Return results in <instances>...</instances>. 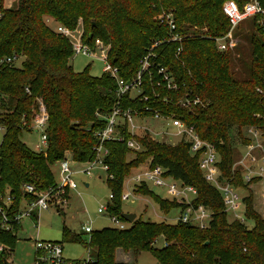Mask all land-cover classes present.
<instances>
[{
    "label": "trees",
    "instance_id": "trees-1",
    "mask_svg": "<svg viewBox=\"0 0 264 264\" xmlns=\"http://www.w3.org/2000/svg\"><path fill=\"white\" fill-rule=\"evenodd\" d=\"M225 1L16 0L14 8L6 10L0 0V59L12 54L23 56L20 67L0 68V126L4 130L0 208L10 224L8 230L0 228V244L15 246L20 225L14 218L21 204L32 200L22 186L32 184L40 191L53 187L55 178L50 168L63 158L77 165L93 161L96 140L92 134L103 126L95 113L109 112L116 100L115 81L108 75L91 76L89 66L81 72L72 69L71 45L45 24L44 17L68 29H75L81 20L89 31L85 41L91 44L100 39L109 48L108 62L121 78L131 79L152 42L168 37V29L158 24L156 16L171 14L174 32L182 42L163 44L154 52L156 61L172 72L179 92L167 93L172 102L156 108L176 110L186 124L193 125L200 139L215 147L223 181H241L240 173L232 170L230 131L254 125L264 138V96L256 92L264 85V25L260 26L255 16L246 22L248 33L236 30L234 38L241 35L247 50L219 52L213 38L223 36L229 28L222 12ZM233 1L242 7L249 0ZM258 2L264 7V0ZM194 96L200 100L197 105L185 108L174 104L178 98ZM39 99L48 115L44 152L32 151L21 141V134L28 131L22 122H29ZM141 105L137 100H124V107ZM122 136V142L105 144L108 156L104 163L112 176L106 180L113 195L108 208L111 215L121 218L123 182L148 162L149 168L160 166L166 170L165 177L193 188L195 196L184 205L161 199L146 186H139L136 194L149 196L162 213L175 207L182 211L188 206H203L210 219L206 228H200L179 221L167 225L135 218L123 231H93L84 243L89 252L93 251L91 264H136L135 257L141 252H149L157 264H264V218L254 209L251 195L243 199L244 218L253 225L248 229L240 221L227 220L220 193L204 180L188 143L182 140L172 146L143 135L137 138L141 152L133 153L126 147L129 136L125 132ZM128 154L134 158L127 160ZM7 197L9 202L4 201ZM61 237L64 243H82L80 234L66 228L61 230ZM158 239L164 242L160 248L155 247ZM129 251L134 260H117L119 254ZM3 253L0 264L7 258Z\"/></svg>",
    "mask_w": 264,
    "mask_h": 264
},
{
    "label": "built area",
    "instance_id": "built-area-1",
    "mask_svg": "<svg viewBox=\"0 0 264 264\" xmlns=\"http://www.w3.org/2000/svg\"><path fill=\"white\" fill-rule=\"evenodd\" d=\"M222 12L228 20L229 28L223 36L213 38L216 49L219 52L233 50L236 43L234 38L236 30L251 18L258 16L257 23L260 26L264 25V7L261 6L258 0H249L242 7L233 0H227L222 5ZM158 24L168 29V37L152 42L146 54L139 60L138 70L131 79L121 78L118 69L108 62V46L99 40L96 41L95 45H90L86 41H80L81 33L78 32V29H68L61 25L56 27L55 33L68 40L73 54L104 61L103 73L115 81L114 96L116 100L109 112L103 113L97 111L95 113V118L103 126L94 130L92 134L96 140V144L93 147L94 159L92 162L80 164L84 165V167L76 169L77 164L73 163L69 158H63L56 162L55 167L57 168L58 179L54 181L53 187L40 191L32 184L22 186L23 193L31 195L32 200L23 202L19 207L18 213L14 218V221L18 225H21V221L24 218H34L37 220L36 213L51 208L56 209L55 212L60 214V207H64L67 203L64 197L65 193L77 190L74 176L78 172L91 176L92 169L99 167L105 174V181L111 179L112 176L108 174V166L104 163L105 158L108 156L105 144L114 141L122 142L124 140L122 136L123 132L129 136L126 141V147L133 153L141 152L142 146L137 138H141L143 135H146L152 141L172 146L182 140L188 143L190 153L193 156H197L198 167L204 180L220 193L226 212L234 209L240 197L232 183L221 179L217 166L219 159L215 147L200 139L193 125L186 124L176 110L168 111L156 108L157 105L169 106L172 99L167 98V93L178 94L179 85L168 67L156 61L157 56L154 50L166 43L182 42V37L174 32L176 25L171 14L159 15ZM180 52L181 47L177 49V54ZM22 62L23 56L12 54L0 59V68H18ZM25 90L26 93H29L27 89ZM256 92L264 96V85L261 88H257ZM125 98L140 101L142 105L138 108L131 106L124 107ZM173 102H175V98ZM199 103V98L194 96L192 99H189V97L178 98L174 104L187 108ZM145 119H151L157 123L162 122L165 129L153 130L149 125L142 123ZM47 122V112L42 101L39 99L37 100L36 109L32 111L29 122H22V126L27 128L28 131L39 133L40 138L37 148L44 147L43 151L39 152H44L47 147ZM0 132H4L1 126ZM175 138H178V140H175ZM247 149L252 151L254 150V146L248 145ZM165 173L166 170L160 166L154 168L147 167L131 175L130 180L133 183V188L141 185L158 188L163 190L177 203L189 205L191 200L186 201V203L184 201L188 193L195 196L194 189L184 185L180 181L165 177ZM247 180H250V178H247ZM132 195L130 191L123 193L121 196L122 202H129ZM9 200L7 197L4 201L9 202ZM112 200L113 195L110 194L107 203L99 206L97 213L101 216L106 215L112 224V228L120 231L128 229L129 223L109 213L108 208ZM0 212L2 214L0 228L8 230L10 227L8 219L1 208ZM209 219L210 212L205 207L198 206L197 208H193L192 206H188L181 211L177 221L183 224L206 228ZM81 232L88 236L92 234L91 219H88L87 223L81 226ZM31 244L34 250L33 264H91V259L88 255L84 259L79 260L66 259L63 257V249L59 243L43 242L36 239L32 240ZM4 250H6V246L0 244V252Z\"/></svg>",
    "mask_w": 264,
    "mask_h": 264
},
{
    "label": "rangeland",
    "instance_id": "rangeland-1",
    "mask_svg": "<svg viewBox=\"0 0 264 264\" xmlns=\"http://www.w3.org/2000/svg\"><path fill=\"white\" fill-rule=\"evenodd\" d=\"M16 4V0H1L2 9H12ZM163 13H160L156 18ZM45 24L51 29L56 30L60 24L55 23L52 19L44 17ZM80 26H76L78 32L81 33L80 41H85L86 35L89 31L84 27L81 20L78 21ZM248 23H243L238 31L239 33H248ZM237 32V31H236ZM245 35V34H244ZM100 39H95L90 45H95ZM235 48L240 51L247 50V43L240 35L235 38ZM103 43V42H102ZM104 44V43H103ZM70 65L75 72L83 71L89 66V73L91 76L99 77L103 73L105 66L104 61L98 59H90L83 55L73 54ZM259 118V115H255ZM144 125H149L153 130H164L165 126L162 122H153L151 119L142 121ZM3 133L0 132V144L2 142ZM233 142V166L234 172H239L241 176L240 182H235L233 185L237 190L240 200L235 205L234 209L229 210L228 217L230 220H237L248 229L252 225V221L245 220L243 213V199L251 195L254 209L264 218V138L262 132L254 125L243 126L239 129L232 128L230 131ZM40 135L34 131H24L21 134V141L26 147L32 151H43L44 147L37 148L39 145ZM178 140V138H175ZM248 145L254 146V150L249 151ZM134 158L133 154L127 155V160ZM56 163L53 164L50 170L53 173L55 181H57ZM84 165L78 164L76 169H81ZM148 167V162L141 164L138 169L133 170L129 177L123 182L122 194L128 191L132 192L129 202L121 203V211L123 213L135 214L136 219L147 221L151 223H165L167 225H174L181 214L180 208H172L167 213H162L158 205L150 199L149 196L136 194L135 191L139 186L133 188V183L130 180L131 175L137 171H141ZM250 178V180H247ZM77 184V190L71 193H65L67 203L64 207H60V214H57L56 209H49L40 211L37 214V220L34 218H24L21 221L19 230L15 233L16 243L12 248L6 247L3 255L7 256L5 259L10 264H33L34 250L32 248V240H39L43 242L59 243L63 249V257L70 260L84 259L93 257V251L90 252L84 243H87L89 236L81 232V226L86 224L88 219L92 221L93 231H99L103 228H112V224L106 215H99L97 209L101 205H105L108 196L111 194L110 189L106 185L105 174L99 167H94L91 171V176L85 173L78 172L74 176ZM87 185V186H86ZM155 195L161 199L172 201L173 199L167 195L163 190L149 187ZM186 201L192 200L194 195L188 193ZM242 210V211H241ZM233 212V213H232ZM237 213L236 218H232L234 213ZM66 228L70 232L80 234L82 243H64L61 237V230ZM164 245L162 239L156 241L155 247L160 248ZM117 260L121 262H131L134 258L130 251L124 254H119ZM136 264H157L155 258L149 252H141L135 257Z\"/></svg>",
    "mask_w": 264,
    "mask_h": 264
},
{
    "label": "water",
    "instance_id": "water-1",
    "mask_svg": "<svg viewBox=\"0 0 264 264\" xmlns=\"http://www.w3.org/2000/svg\"><path fill=\"white\" fill-rule=\"evenodd\" d=\"M89 38H91V37L89 36ZM86 186H87V185H86ZM120 217H121L124 221H126L127 223L131 224V223L135 220L136 215H135V214H129V213H122V214L120 215ZM205 244H207V243H205ZM4 264H10V263H9L8 261L4 260Z\"/></svg>",
    "mask_w": 264,
    "mask_h": 264
},
{
    "label": "crops",
    "instance_id": "crops-1",
    "mask_svg": "<svg viewBox=\"0 0 264 264\" xmlns=\"http://www.w3.org/2000/svg\"><path fill=\"white\" fill-rule=\"evenodd\" d=\"M241 211H242V210H241ZM232 213H233V212H232ZM237 213H238V212L234 213L232 218H236L235 216H238ZM228 214H229V213L227 212V220H230L229 217H228ZM242 216H244V205H243V213H242ZM234 220H235V219H234ZM234 220H232V221H234ZM232 221H229V222H232ZM252 226H253V225H251L250 228H251ZM78 260H79V259H78Z\"/></svg>",
    "mask_w": 264,
    "mask_h": 264
}]
</instances>
